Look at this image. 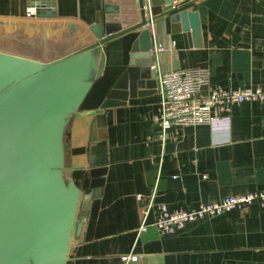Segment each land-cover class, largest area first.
Instances as JSON below:
<instances>
[{"label": "crops", "instance_id": "0c3cea01", "mask_svg": "<svg viewBox=\"0 0 264 264\" xmlns=\"http://www.w3.org/2000/svg\"><path fill=\"white\" fill-rule=\"evenodd\" d=\"M173 3L190 12L187 28L170 14L146 25L151 47H165L153 54L152 65H142L148 73L153 68L155 76L148 83L140 78L135 95L101 107L128 66L140 29L116 36L106 41L101 75L68 118L63 134L67 178L86 193L91 170L104 172L98 194L78 208L81 227L71 238L66 264H122L125 252L139 254L128 264H264V200L170 234L153 224L156 202L171 210L189 209L264 187V100L235 102L209 123L162 128L156 77L158 68L205 65L209 80L201 94L216 85L264 84V0ZM102 4L54 0L56 15L40 17L27 14L33 7L29 0H0V18L8 21L0 23V48L43 60L67 53L94 38L88 25L100 18ZM70 22L77 32L66 27ZM143 222L146 228L138 231Z\"/></svg>", "mask_w": 264, "mask_h": 264}, {"label": "water", "instance_id": "95a60500", "mask_svg": "<svg viewBox=\"0 0 264 264\" xmlns=\"http://www.w3.org/2000/svg\"><path fill=\"white\" fill-rule=\"evenodd\" d=\"M29 1L36 16L56 15L54 0ZM100 12L88 25L94 38L60 56L43 60L0 48V264H66L81 227L78 208L98 194L104 168L91 170V190L81 193L64 172L63 134L102 73L106 41L140 29L101 107L135 95L140 78L155 76L142 68L154 60L146 25L170 14L187 28L191 16L173 0H103ZM66 27L77 32L72 22Z\"/></svg>", "mask_w": 264, "mask_h": 264}, {"label": "built area", "instance_id": "2783aa9c", "mask_svg": "<svg viewBox=\"0 0 264 264\" xmlns=\"http://www.w3.org/2000/svg\"><path fill=\"white\" fill-rule=\"evenodd\" d=\"M35 8L27 14H33ZM162 43L150 48L152 54L163 50ZM155 68V67H154ZM157 88L159 99V120L162 128L172 124L209 123L215 115L229 112L235 102L264 100V84L225 88L212 86L207 93L201 94V88L208 83L209 70L205 65L185 68L157 70ZM141 199V194H136ZM264 200V187L255 190L227 194L218 200L201 202L194 208L169 209L163 202H156L157 215L153 224L162 234L174 233L187 223L196 222L206 217L220 214L233 207L245 208L254 200ZM153 202L144 208L146 213ZM143 222L138 231L146 228ZM139 254L125 252L120 255L122 264L136 261Z\"/></svg>", "mask_w": 264, "mask_h": 264}]
</instances>
